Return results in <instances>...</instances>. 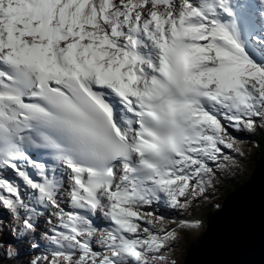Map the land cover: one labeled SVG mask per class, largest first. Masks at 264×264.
Segmentation results:
<instances>
[{"label": "snow or ice", "instance_id": "obj_1", "mask_svg": "<svg viewBox=\"0 0 264 264\" xmlns=\"http://www.w3.org/2000/svg\"><path fill=\"white\" fill-rule=\"evenodd\" d=\"M256 129L264 0H0V264L41 241L24 264H177ZM244 243L238 220L216 241Z\"/></svg>", "mask_w": 264, "mask_h": 264}, {"label": "water", "instance_id": "obj_2", "mask_svg": "<svg viewBox=\"0 0 264 264\" xmlns=\"http://www.w3.org/2000/svg\"><path fill=\"white\" fill-rule=\"evenodd\" d=\"M228 208L221 217H212L209 233L193 240L184 264H217L225 260H241L245 264H264V159L259 161L253 177L238 191L228 195ZM234 220H238L245 233L240 249L217 247L218 237Z\"/></svg>", "mask_w": 264, "mask_h": 264}, {"label": "bare ground", "instance_id": "obj_3", "mask_svg": "<svg viewBox=\"0 0 264 264\" xmlns=\"http://www.w3.org/2000/svg\"><path fill=\"white\" fill-rule=\"evenodd\" d=\"M192 239H191V241H190V244H189V247H188V250H187V252L189 251V249H190V247H191V244H192V242H193V240H195V237H191ZM3 239H4V237H3ZM2 239V240H3ZM2 240H0V241H2ZM188 254V253H187ZM35 256H38V251H33V250H31L30 248H27V246H25L24 247V249L22 250V255H21V257L19 258V259H15V260H8V259H6V261L8 260V263L10 264V263H16V264H24V261L26 260V259H29V258H32V257H35ZM185 263V260L184 261H182V264H184ZM179 264V263H178Z\"/></svg>", "mask_w": 264, "mask_h": 264}, {"label": "trees", "instance_id": "obj_4", "mask_svg": "<svg viewBox=\"0 0 264 264\" xmlns=\"http://www.w3.org/2000/svg\"><path fill=\"white\" fill-rule=\"evenodd\" d=\"M263 156H264V153H260L259 152L257 155H255V156L252 157V161L255 162L258 159L262 158ZM238 185H237V187H238ZM235 188H236V186L234 187V189ZM194 215H195V217H198V218L201 216L200 213H198V211L196 213H194ZM194 234H195V232L194 233L184 234V236H181V239H180V241L182 240L181 241V244H180L181 247H183L184 249L188 250L190 241L192 239L190 236H193ZM179 264H182V262H179Z\"/></svg>", "mask_w": 264, "mask_h": 264}, {"label": "rangeland", "instance_id": "obj_5", "mask_svg": "<svg viewBox=\"0 0 264 264\" xmlns=\"http://www.w3.org/2000/svg\"><path fill=\"white\" fill-rule=\"evenodd\" d=\"M248 172H251V170L250 169H248ZM220 192H221V197H222V200H224V198L223 197H225L226 195H227V191H225L224 193L222 192V190H219ZM190 237H193V236H190ZM175 258H176V260L178 261V259H177V255H175ZM3 264H9L8 263V260L6 261V259L3 261ZM10 264H16L15 262L14 263H10Z\"/></svg>", "mask_w": 264, "mask_h": 264}]
</instances>
